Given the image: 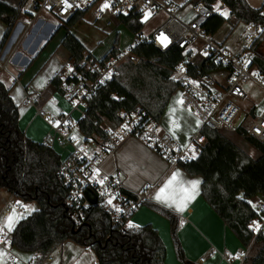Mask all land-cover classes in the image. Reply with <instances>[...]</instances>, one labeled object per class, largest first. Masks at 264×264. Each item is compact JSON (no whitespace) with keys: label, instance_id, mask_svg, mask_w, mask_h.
Instances as JSON below:
<instances>
[{"label":"trees","instance_id":"1","mask_svg":"<svg viewBox=\"0 0 264 264\" xmlns=\"http://www.w3.org/2000/svg\"><path fill=\"white\" fill-rule=\"evenodd\" d=\"M217 1L188 0V3L193 7L213 9ZM220 1L229 10V15L215 13L204 24L205 31L214 36L226 22L233 27L240 23H254L263 27L253 45L254 50H258L264 37V2L256 9L247 0ZM82 14L79 11L65 21L66 27L75 25ZM17 16V8L0 1V21L7 26L0 41V51L11 35ZM142 19L141 14L132 13L118 21L137 36L144 29ZM61 28L58 27L56 32ZM62 46L75 63L87 52L69 30L64 35ZM116 50L114 47L108 54ZM133 51L140 57L138 65L121 66L116 79L88 100L85 114L79 120L80 129L87 138H102L103 126L118 125L117 116L121 111L133 113L140 109L148 120L160 121L178 90L179 82L174 80L173 70L183 59V51L179 47L161 52L153 44L145 43ZM257 64L264 75V58L259 57ZM189 72L194 70L190 67ZM51 83L58 89L59 75ZM19 121V108L8 88L0 82V190H6L24 202H36L42 211L40 218L26 217L17 223L12 232V243L17 249L48 255L71 241L94 252L101 264H165L164 243L151 225L136 231L124 228V224L114 227L106 213L93 207L85 223L74 229L72 210L67 206L68 190L59 179L60 155L54 148L28 139L20 129ZM202 132L208 140L206 147L197 157L181 161L178 166L189 176L202 177V196L245 249L251 251L258 247L257 254L250 261L248 255L243 264H264V235H256L251 229L254 221L262 217L252 203L259 195L264 197V142L250 136L243 127L237 129V135L258 153V157H253L227 132L210 127H204ZM143 205L168 219L179 261L191 264L185 258L178 238L180 218L148 201Z\"/></svg>","mask_w":264,"mask_h":264},{"label":"built area","instance_id":"2","mask_svg":"<svg viewBox=\"0 0 264 264\" xmlns=\"http://www.w3.org/2000/svg\"><path fill=\"white\" fill-rule=\"evenodd\" d=\"M84 1H89L85 11L101 1L103 5L105 3L111 5L108 8L109 15L105 18L107 27L112 25L111 17L118 20L132 13L145 16L146 13L156 15L161 12L167 15V19L148 35L142 32L138 34L133 45L126 50L117 49L100 58L84 52L78 62L70 60L58 74L60 78L58 90L69 101L72 109L78 111L83 106L81 112L83 118L88 100L103 86L116 79L121 66L138 65L140 57L133 49L151 43L161 52H167L175 47L183 51V59L173 70V78L179 82L178 91L183 100L182 106L194 113L202 126L192 138L190 147L183 149L160 130L159 121L148 120L146 113L140 109L133 113L119 112L118 125L103 126L102 138H87L80 129L79 120H75L72 114H54L37 108V116L48 126L43 144L67 151L66 158L61 160L59 179L68 190L67 206L72 210L71 221L74 229L80 228L91 209L97 207L109 216L114 227L124 224V228L136 231L138 228L129 227L131 219L143 203L149 200L151 188H145L139 195L128 192L119 174L110 175L103 172L104 162L114 155L126 140L137 138L171 165H178L181 161H191L194 159L193 154L198 156L206 147L208 140L202 132L204 127L220 132L237 131L238 128L244 127L246 115L240 102L247 97L246 87L250 83H256L264 88V75L259 73L255 62L257 53L253 48L263 27L254 23L245 24L246 47L242 52L234 53L226 46L215 42L213 36L204 28L209 18L225 8L223 3L213 9L199 6V13L194 20L185 23L179 18L178 14L181 11L179 6H170L161 0H68L73 7L67 9L61 0H21L17 6V18L21 13H25L32 23L36 15L47 8L56 19L67 21L82 11L80 4ZM97 15L100 17L105 15L101 7L98 8ZM161 35L167 37V46L161 42ZM197 59H200L199 63ZM6 67L7 64L0 58V71H4ZM190 67L194 70L193 73L189 72ZM35 101V97L29 94L25 105L33 107ZM247 132L260 142H264V113L254 121ZM97 170L99 175L96 174ZM100 180H103L102 184L99 183ZM92 199L96 200L95 204ZM20 208L21 205L16 202L14 194H10L0 208V249L7 257L1 264H16L19 261L11 251L12 233L6 230L4 223L13 209L17 211ZM252 227L251 225V229ZM249 252L250 250L246 249L236 256L222 253V258L228 264H233L236 259L243 263ZM201 261L203 262L204 258H201ZM51 262L52 254L33 253L26 264ZM92 264L101 263L96 258Z\"/></svg>","mask_w":264,"mask_h":264},{"label":"crops","instance_id":"3","mask_svg":"<svg viewBox=\"0 0 264 264\" xmlns=\"http://www.w3.org/2000/svg\"><path fill=\"white\" fill-rule=\"evenodd\" d=\"M15 1L14 3V0H4L8 5L17 8L21 0ZM247 1L253 8H260L251 4L249 0ZM213 8H216L215 5ZM194 9L192 11L195 13L192 16L190 14L187 15L188 20L186 22L182 20L183 22L190 23L194 20L199 13V8L194 7ZM224 9L227 8L225 7ZM162 14L164 19L160 25L167 19V15ZM220 14L224 15L223 12ZM17 19L8 41L2 51H0V58L7 64L6 69L0 71V82L8 88L12 99L19 108V126L22 132L28 139L43 143V138L48 132V126L37 116V108H43L54 114L70 113L73 117L77 112L72 109L69 101L51 83L52 79L69 63L70 54L62 46L65 34L61 39L52 38L57 29L55 30L54 25L49 21L36 16L32 23L28 21V24L24 26L22 23L17 24ZM6 30L7 26L0 21V41ZM227 37L223 41H216L215 35L213 36L215 42L222 45H226ZM263 43L264 41L256 50L257 60L259 57L264 58V53L262 52ZM46 44L47 46L44 47ZM245 47L246 40L240 47L228 46V49L234 53H240ZM257 60L255 61L256 64ZM252 84L256 86V89L250 92L247 88ZM246 92L247 97L240 102V106L246 115L245 122L249 121V125L244 123L243 127L247 130L264 113V88L256 83H250L246 87ZM29 94H32L36 99L33 107L25 105V100ZM179 100H181V96L177 90L172 96L162 119L159 121L160 130L169 135L178 146L187 149L190 147L192 138L200 131L202 126L198 117L178 103ZM241 103L244 105H241ZM229 133L234 134L236 131H230ZM54 149L60 155L61 160L66 158V150L56 147ZM251 156L253 155L251 154ZM256 156H259L258 153L257 155L255 153L253 157ZM102 170L110 175L119 174L126 190L132 194H142L145 188L150 187L151 193L148 203L163 207L180 218L178 238L185 258L191 264H228L223 260L222 253L236 256L246 250L235 234L217 216L214 209L202 196V177L189 176L180 166L171 165L157 152L148 149L142 140L137 138L126 140L114 155L106 159ZM174 173H178V178L169 192H175L177 199L183 194L180 192L182 187H190L191 182H198L194 198L187 202L183 211H177L175 206L170 207L168 204L155 199L159 189L165 185ZM8 196L9 193L6 190H0V208L3 207ZM252 206L262 216L254 221L252 230L256 235L260 233L264 235V197L259 195L256 201L252 203ZM41 212L39 208L23 218L32 216L39 218ZM130 225L138 229L151 225L158 231L164 243L166 249L165 264H183L177 257L168 219L152 210L148 205H142L132 217ZM10 242H12L11 238ZM80 248L84 249L83 247ZM11 251L19 258L16 264H26L33 254L22 252L13 247V245ZM62 254L63 252L58 264H64ZM201 258H204L203 262ZM6 259L5 252L0 249V264ZM55 263L57 264V260L52 256L51 264ZM233 264L243 263L236 259Z\"/></svg>","mask_w":264,"mask_h":264},{"label":"rangeland","instance_id":"4","mask_svg":"<svg viewBox=\"0 0 264 264\" xmlns=\"http://www.w3.org/2000/svg\"><path fill=\"white\" fill-rule=\"evenodd\" d=\"M92 1V0H91ZM164 4L170 5V6H179L181 8V11L179 12V18L183 21H187V15L190 14L192 16L195 12L192 11L195 10L194 7L188 3L187 0H161ZM251 4L257 7H261L264 0H249ZM16 1L14 0V3ZM89 1H84L80 4V7L82 9V17L75 23L73 26H67L65 21H60L53 17L49 9L45 8L41 10V12L36 15L39 18L45 19L46 21H49L52 23L55 27V30L58 27H62L58 32H54V39H61V37L69 30L73 35H75L79 41L84 45L86 48V51L89 53H92L94 56L100 58L104 56L105 54H108L114 47L120 50H126L130 48L133 43L136 40V35H134L127 26L120 23L115 18H110V21L112 25L110 27L105 26V18L109 15V9H104L105 15L103 17H100L97 15V11L99 7L103 6L102 1L91 7L89 10H86L87 5ZM221 1H217L215 4V7L218 8L221 5ZM196 8V7H195ZM27 8H25V11ZM223 12L224 16L229 15V10L224 9L223 11H220V13ZM160 13V14H159ZM156 15H148V18L145 19V16H143V23H144V29L142 33L144 35H148L151 31L159 27L161 21L164 19V15L159 12ZM28 17L25 16V13H21L19 18L17 19V24L22 23L24 26L28 24ZM245 24L240 23L236 27H233L230 22H226L225 25L217 32V35H215L216 41H223L225 37L228 35V39L226 41V47H235L238 48L242 45L244 42L247 33L245 32ZM69 28V29H67ZM264 41V37L262 42ZM196 48V47H195ZM262 52L264 53V43L262 46ZM197 63L200 62V59H197ZM256 89L255 85H250L247 90L252 92ZM241 105H244L241 103ZM246 105V104H245ZM84 107L82 106L80 110L76 112V115L74 116L75 120H80L82 115V110ZM249 121L245 122V125H249ZM228 136H230L233 141L244 148L246 151H248L250 154L255 156V153L257 155V152L246 145L243 141V139L236 135V133L231 134L229 132ZM237 137V139H236ZM58 148V147H56ZM58 150V149H57ZM193 157H197L196 154H193ZM257 157V156H256ZM10 195V193H9ZM16 202L22 205V207L15 211V218L14 222L12 224V229L17 225L18 221L28 216L29 214H32L34 211L39 209V206L36 202H24L18 198H16ZM21 211V212H20ZM13 213V212H12ZM41 216V215H40ZM39 216V218H40ZM132 222V219H131ZM5 221V226H6ZM132 229V228H131ZM6 230L8 232H11L6 227ZM31 239V238H29ZM258 247H254L249 252V258L248 261H250L256 254H257ZM62 258L64 261V264H92V261L95 260L97 257L94 252H92L89 249L84 248L83 250L76 245L75 243L71 241L65 242L63 245H61L54 253H52L53 258L57 260V264L61 259V253ZM56 264V263H55Z\"/></svg>","mask_w":264,"mask_h":264},{"label":"snow or ice","instance_id":"5","mask_svg":"<svg viewBox=\"0 0 264 264\" xmlns=\"http://www.w3.org/2000/svg\"><path fill=\"white\" fill-rule=\"evenodd\" d=\"M61 3L64 5L65 9L73 7L72 4L68 3V0H61ZM110 7L111 5L109 3H105L101 7V11H103L104 9L110 8ZM148 15H150V13H146L145 19L148 18ZM160 40L162 43H164L165 46H167L166 36L161 35ZM69 70L71 71V69ZM178 103L183 104V100L182 99L179 100ZM57 126L59 125L57 124ZM73 139H75V137H73ZM96 174L99 175L98 170ZM177 178H178V173H174L171 176V178L165 183V185L159 189V191L157 192L155 196V199L157 201H162L165 204H168L170 207L175 206L177 211H183L184 208L186 207L187 202L194 198L195 190H196L198 182H191L190 187H182L180 189V192H182L183 194L180 196L179 199H177L175 192H171V193L169 192V190L173 188V185L177 181ZM99 183L102 184L103 180H100ZM109 203H111V200H109ZM14 218H15V209H13V213L11 215L6 217V222H7L6 227L8 228L9 231H11L12 229ZM129 227H132V225H129Z\"/></svg>","mask_w":264,"mask_h":264},{"label":"water","instance_id":"6","mask_svg":"<svg viewBox=\"0 0 264 264\" xmlns=\"http://www.w3.org/2000/svg\"><path fill=\"white\" fill-rule=\"evenodd\" d=\"M92 202L95 204L96 203V200L95 199H92Z\"/></svg>","mask_w":264,"mask_h":264}]
</instances>
